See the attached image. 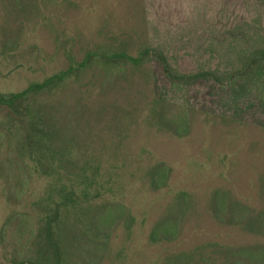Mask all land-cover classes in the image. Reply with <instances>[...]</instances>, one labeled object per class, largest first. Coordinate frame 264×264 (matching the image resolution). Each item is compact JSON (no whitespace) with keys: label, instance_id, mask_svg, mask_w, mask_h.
Wrapping results in <instances>:
<instances>
[{"label":"rangeland","instance_id":"1","mask_svg":"<svg viewBox=\"0 0 264 264\" xmlns=\"http://www.w3.org/2000/svg\"><path fill=\"white\" fill-rule=\"evenodd\" d=\"M145 48L0 105V264H264V0H0L1 93Z\"/></svg>","mask_w":264,"mask_h":264},{"label":"trees","instance_id":"2","mask_svg":"<svg viewBox=\"0 0 264 264\" xmlns=\"http://www.w3.org/2000/svg\"><path fill=\"white\" fill-rule=\"evenodd\" d=\"M147 52V49H143L140 54L136 57L129 55L125 51H117L106 55H98L95 52H89L86 54L84 60L78 64L70 65L68 69L61 71L59 73L53 74L47 78H45L41 82L31 83L29 84L25 89L18 91V92H12V93H1L0 92V105L7 106L14 109L15 112L19 111V108L22 106V109L24 110V116L29 115V104L28 101L34 96H40L41 94H45L56 88L58 85L64 83L69 77L74 74L79 69L85 68L89 62L94 58H101L103 60L108 61H122L124 63H129L133 66H140L142 64V56ZM161 62L163 63L164 70L166 75L171 80H182L186 78H198V77H206V76H213L212 72H199L196 74H180L176 73L173 70H171L169 64L167 63L164 56H159ZM214 77V76H213ZM184 116V114H183ZM182 118V117H181ZM180 126V127H179ZM175 128L176 134H183L187 131V122L183 120L182 125H179ZM162 175L164 176V168H162ZM68 196L73 191L65 192ZM70 197V196H69ZM68 197V198H69ZM73 200V199H72ZM75 202V201H74ZM59 206L54 211L53 215H56V217L59 215ZM46 232L45 236L42 234H38L37 237H43L44 243L47 245L46 251L43 250V253L45 254L42 257V261H40L42 264H60V258H62V253H60L58 249L59 244L57 240V235L55 230L53 229L50 220L46 223ZM62 262V261H61ZM14 264H26L23 262H14Z\"/></svg>","mask_w":264,"mask_h":264}]
</instances>
